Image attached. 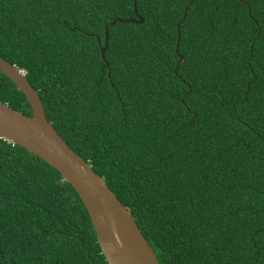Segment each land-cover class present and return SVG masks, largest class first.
Returning <instances> with one entry per match:
<instances>
[{"label": "trees", "instance_id": "16d2710c", "mask_svg": "<svg viewBox=\"0 0 264 264\" xmlns=\"http://www.w3.org/2000/svg\"><path fill=\"white\" fill-rule=\"evenodd\" d=\"M188 1L0 0V57L159 264H264V0H192L177 38ZM0 102L30 115L2 72ZM0 264H108L72 186L2 137Z\"/></svg>", "mask_w": 264, "mask_h": 264}, {"label": "water", "instance_id": "95a60500", "mask_svg": "<svg viewBox=\"0 0 264 264\" xmlns=\"http://www.w3.org/2000/svg\"><path fill=\"white\" fill-rule=\"evenodd\" d=\"M191 2L192 0L188 1L182 18L176 23L177 38L178 26L184 19L186 9ZM134 15V18H115L105 25L102 56L106 49L110 26L117 21L143 22V18L136 11L135 2ZM182 61L183 57L178 55L175 70ZM0 72L22 92L30 109V115L26 116L21 111L0 102V137L38 156L57 170L64 182L72 186L88 214L108 264H159L153 249L128 209L104 179L64 141L47 119L41 98L25 74L2 57H0Z\"/></svg>", "mask_w": 264, "mask_h": 264}, {"label": "built area", "instance_id": "2783aa9c", "mask_svg": "<svg viewBox=\"0 0 264 264\" xmlns=\"http://www.w3.org/2000/svg\"><path fill=\"white\" fill-rule=\"evenodd\" d=\"M22 73L24 74V71H22Z\"/></svg>", "mask_w": 264, "mask_h": 264}, {"label": "clouds", "instance_id": "9594fccd", "mask_svg": "<svg viewBox=\"0 0 264 264\" xmlns=\"http://www.w3.org/2000/svg\"><path fill=\"white\" fill-rule=\"evenodd\" d=\"M23 70H21V72H22ZM25 74V73H24Z\"/></svg>", "mask_w": 264, "mask_h": 264}]
</instances>
